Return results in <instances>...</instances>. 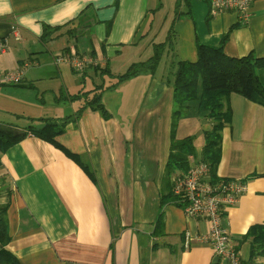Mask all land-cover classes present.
I'll return each instance as SVG.
<instances>
[{
	"label": "crops",
	"instance_id": "0c3cea01",
	"mask_svg": "<svg viewBox=\"0 0 264 264\" xmlns=\"http://www.w3.org/2000/svg\"><path fill=\"white\" fill-rule=\"evenodd\" d=\"M163 2L0 0V40L7 46L0 69L28 64L21 83L0 86V127L23 130L66 120L55 139L60 147L28 132L0 152L6 248L20 264H225L193 238L208 231L207 221L161 204L172 175L181 172L165 183L172 82L179 60L196 61L197 44L222 45L233 58L264 57V0H252L245 22L232 10L210 15L209 0H170L169 7ZM44 27L50 33L45 37ZM163 42L153 72L115 83V75L150 58ZM71 53L107 72L56 62ZM98 87L106 117L84 106L83 97L91 98ZM80 92L87 94L75 98ZM226 107L215 175L245 183L222 226L246 262L250 244L240 240L250 227L264 225V107L235 93ZM176 126L175 139H192L188 157L200 156L210 122L197 100ZM187 233L193 239L185 246Z\"/></svg>",
	"mask_w": 264,
	"mask_h": 264
},
{
	"label": "trees",
	"instance_id": "16d2710c",
	"mask_svg": "<svg viewBox=\"0 0 264 264\" xmlns=\"http://www.w3.org/2000/svg\"><path fill=\"white\" fill-rule=\"evenodd\" d=\"M189 5L190 0H184ZM43 37L48 36V27H44ZM44 39V38H42ZM225 36L221 42L223 43ZM170 41V40H169ZM171 42V41H170ZM166 45L165 42L154 46L153 55L145 61L131 64L124 73L115 75L116 84L135 77L143 72H153ZM95 70L107 72L100 66H94ZM111 75L110 73H108ZM200 80L201 93L197 96V85ZM114 83V85H115ZM113 85V86H114ZM173 113L171 124V147L168 161L165 167V183L172 172L183 171L187 168L188 155L194 153L192 139L185 137L175 139L174 131L176 121L188 108L189 102L197 100L198 110L203 112L210 122V128L205 131V143L200 158L209 166L212 181H216L215 168L220 156L221 130L229 120V110L226 100L230 94H238L245 99L258 103L264 107V57H256L252 53L246 56L228 57L222 50V45L217 47L197 44V59L194 62L181 61L176 63L173 77ZM101 87L92 91L91 98L85 97L87 93L80 92L75 98L85 99V105L98 111L106 117V111L100 103ZM79 113L76 114V117ZM65 121L45 120L43 126H27L23 130H15L10 127H0V152L12 144L20 141L28 132L44 140L55 147H60L56 137L62 133ZM64 150V149H63ZM65 153L78 162V158L72 153ZM173 203L180 206L169 187L161 198V204ZM6 205L0 204V264H20L18 259L6 248L9 235L6 221ZM157 227L162 223L161 214L157 218ZM248 241L250 244L249 258L245 264H264V225H255L249 228L241 238L240 243Z\"/></svg>",
	"mask_w": 264,
	"mask_h": 264
},
{
	"label": "built area",
	"instance_id": "2783aa9c",
	"mask_svg": "<svg viewBox=\"0 0 264 264\" xmlns=\"http://www.w3.org/2000/svg\"><path fill=\"white\" fill-rule=\"evenodd\" d=\"M252 0H209V13L216 15L222 11H234L241 22H245L250 13ZM7 51L4 41L0 40V54ZM57 63H67L74 70L82 71L87 65L96 66L89 58L79 57L75 53L69 56L58 55ZM0 69V86L16 85L22 82L24 69ZM187 168L172 175L171 193L187 217L204 220L209 223L207 232L198 235L196 240L208 244L216 259L225 264H245L228 232L222 226L227 207L238 202L245 191V183L239 179H221L212 181L209 166L200 156H189ZM188 233L184 244L188 246L193 239Z\"/></svg>",
	"mask_w": 264,
	"mask_h": 264
},
{
	"label": "rangeland",
	"instance_id": "374dc122",
	"mask_svg": "<svg viewBox=\"0 0 264 264\" xmlns=\"http://www.w3.org/2000/svg\"><path fill=\"white\" fill-rule=\"evenodd\" d=\"M164 3V7L166 6V7H169V5H170V0H165V2H163ZM174 4V3H173ZM171 7V6H170ZM169 9V8H168ZM163 16V15H162ZM154 53V52H153ZM192 104V103H191ZM193 109H190V111H192ZM192 127H189L187 130H189V131H191V129H193V125H191ZM177 127V126H176ZM189 131H187V132H189ZM180 132V130L178 131V133ZM194 132V131H193ZM185 134V133H184ZM183 134V135H184ZM194 134H196V133H193V137L196 139V135H194ZM182 135V133H181V135L180 136H183Z\"/></svg>",
	"mask_w": 264,
	"mask_h": 264
}]
</instances>
